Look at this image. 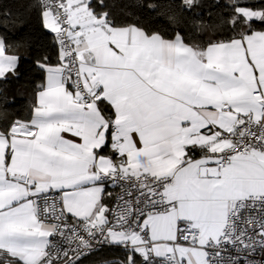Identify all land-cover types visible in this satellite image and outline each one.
Returning a JSON list of instances; mask_svg holds the SVG:
<instances>
[{"label": "snow or ice", "instance_id": "obj_1", "mask_svg": "<svg viewBox=\"0 0 264 264\" xmlns=\"http://www.w3.org/2000/svg\"><path fill=\"white\" fill-rule=\"evenodd\" d=\"M31 7L56 58H37L29 115L0 128V264H82L104 247L125 255L102 264H256L264 3L229 0L206 41L179 27L199 0L169 10V31L117 22L107 0ZM20 60L0 35V81Z\"/></svg>", "mask_w": 264, "mask_h": 264}, {"label": "trees", "instance_id": "obj_2", "mask_svg": "<svg viewBox=\"0 0 264 264\" xmlns=\"http://www.w3.org/2000/svg\"><path fill=\"white\" fill-rule=\"evenodd\" d=\"M200 7L180 15L179 27L198 41L212 38L221 29L222 15L229 13V0H199ZM259 6L264 0H247ZM35 0H0V35H3L12 50L21 57L20 76L7 82L0 81V98L7 97L10 103L0 105V127L11 120L26 118L35 86L43 72L37 67L39 56L48 55L55 62L56 50L49 35L42 27L37 10L31 5ZM109 10L117 22L137 20L156 30L169 31V10H175L179 0H107ZM156 5L155 9L148 8ZM11 13L4 19V13ZM124 252L117 247H104L101 251L82 259V264H102L103 261L124 259Z\"/></svg>", "mask_w": 264, "mask_h": 264}, {"label": "built area", "instance_id": "obj_3", "mask_svg": "<svg viewBox=\"0 0 264 264\" xmlns=\"http://www.w3.org/2000/svg\"><path fill=\"white\" fill-rule=\"evenodd\" d=\"M120 189H115V192L118 193ZM256 264H261V262H264V253L257 252L254 257Z\"/></svg>", "mask_w": 264, "mask_h": 264}, {"label": "crops", "instance_id": "obj_4", "mask_svg": "<svg viewBox=\"0 0 264 264\" xmlns=\"http://www.w3.org/2000/svg\"><path fill=\"white\" fill-rule=\"evenodd\" d=\"M1 128V127H0Z\"/></svg>", "mask_w": 264, "mask_h": 264}]
</instances>
